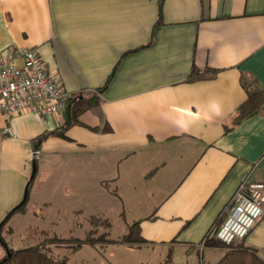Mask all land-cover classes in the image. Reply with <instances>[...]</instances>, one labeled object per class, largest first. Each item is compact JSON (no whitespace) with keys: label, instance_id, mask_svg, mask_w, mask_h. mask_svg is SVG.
<instances>
[{"label":"crops","instance_id":"1","mask_svg":"<svg viewBox=\"0 0 264 264\" xmlns=\"http://www.w3.org/2000/svg\"><path fill=\"white\" fill-rule=\"evenodd\" d=\"M21 48L38 49L67 93L99 104L67 129L63 113L0 115V227L28 200L42 154L119 164L139 150L176 152L185 164L133 236L188 258L242 181L264 183V113L232 123L247 97L241 79L264 87V0H0V55ZM192 68L214 74L191 81ZM87 180L108 192L120 175ZM237 244L264 259V211Z\"/></svg>","mask_w":264,"mask_h":264},{"label":"rangeland","instance_id":"2","mask_svg":"<svg viewBox=\"0 0 264 264\" xmlns=\"http://www.w3.org/2000/svg\"><path fill=\"white\" fill-rule=\"evenodd\" d=\"M157 153L139 150L119 164L111 156L102 163L96 157L85 160L74 154L51 161L42 154L29 187L27 212L14 213L2 228L0 253L5 246L14 250L42 247L55 259L66 258L68 264H207L212 251L218 256L216 262L222 246H202L199 255L188 258L181 248L129 239L134 225L170 190L177 176L173 173L185 164L176 152ZM162 162L168 166L153 176ZM112 175H120V181H106L108 192L85 183L88 177ZM92 216L108 220L110 227L92 226Z\"/></svg>","mask_w":264,"mask_h":264},{"label":"built area","instance_id":"3","mask_svg":"<svg viewBox=\"0 0 264 264\" xmlns=\"http://www.w3.org/2000/svg\"><path fill=\"white\" fill-rule=\"evenodd\" d=\"M70 94L47 70L38 49L21 48L17 56L0 55V115L6 119L22 112L39 116H62ZM4 133L11 134L9 128ZM38 150L29 153L36 161ZM264 211V183L244 180L224 210V218L217 229L202 240L201 247L213 237L222 244H230L246 237Z\"/></svg>","mask_w":264,"mask_h":264},{"label":"trees","instance_id":"4","mask_svg":"<svg viewBox=\"0 0 264 264\" xmlns=\"http://www.w3.org/2000/svg\"><path fill=\"white\" fill-rule=\"evenodd\" d=\"M212 71H198L192 68L189 80H202L208 79L213 76ZM241 84L246 92V99L241 103L236 111L232 115V123L239 124L246 118L264 113V87H259L254 80H247L242 78ZM102 88L96 89L100 91ZM99 104V98L97 94H92L90 97L82 94H70L63 111L64 129L71 126H85L80 121V115L89 110L95 109ZM228 128L225 129L227 131ZM57 135L63 137V131L57 133ZM31 182V181H29ZM29 185V184H28ZM27 198L23 203L18 205L13 213H25ZM224 207L218 216L216 217L213 227L215 229L221 224L224 218ZM92 226L103 225L104 227H110V223L106 219H100L92 216L89 219ZM138 222L134 225L133 231H138ZM3 227V224L1 225ZM0 227V232H1ZM1 237V236H0ZM129 239L139 241L143 243L139 237L130 236ZM2 240V239H1ZM209 243H217L224 248L223 254L220 259L214 264H264V259L254 250L242 247L237 244V241H233L230 244H222L213 237L209 238ZM0 264H68L66 258L55 259L50 256L42 247H30L18 250H9L8 254L0 258ZM200 264H205L203 261Z\"/></svg>","mask_w":264,"mask_h":264}]
</instances>
